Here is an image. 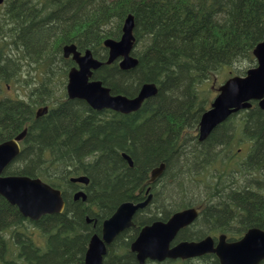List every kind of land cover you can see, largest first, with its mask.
I'll return each mask as SVG.
<instances>
[{"label":"trees","instance_id":"16d2710c","mask_svg":"<svg viewBox=\"0 0 264 264\" xmlns=\"http://www.w3.org/2000/svg\"><path fill=\"white\" fill-rule=\"evenodd\" d=\"M130 13L139 63L128 70L118 62L103 64L93 78L115 94L135 96L146 82L157 84L158 93L129 114L69 99L68 71L75 62L63 55V46L74 42L106 60L104 39L120 38ZM263 40L264 0H5L0 141L28 128L6 173L41 177L62 190L66 207L36 223L48 241L37 249L15 233L22 215L0 195V264L81 262L100 220L134 199L162 162L165 170L153 184L159 211L139 215L137 225L166 220L189 206L203 209L206 202L199 225L210 217L239 216L246 225H264V109L253 102L205 140L198 136L211 103L205 84L227 69V77L245 75L257 64L253 51ZM13 85L22 92L4 95ZM46 105L48 112L36 117V109ZM83 174L90 179L87 200H74L70 179ZM87 217L98 222L93 226ZM137 233L138 228L121 234L112 246H130ZM111 247L103 264H121L124 257L113 256ZM127 262L137 264L129 253Z\"/></svg>","mask_w":264,"mask_h":264},{"label":"water","instance_id":"95a60500","mask_svg":"<svg viewBox=\"0 0 264 264\" xmlns=\"http://www.w3.org/2000/svg\"><path fill=\"white\" fill-rule=\"evenodd\" d=\"M4 0H0V4ZM134 16L129 14L123 25L120 39L106 38L104 45L109 50L108 59L102 61L96 58L91 49L85 52L78 50L76 44H66L64 55L76 62L69 71L67 94L71 99L85 100L94 109L110 108L125 114L138 111L144 101L158 93L154 82L144 83L138 94L128 96L113 94L111 88L101 80L92 79L94 72L104 63L111 64L119 59L122 69H131L139 63L138 57L132 51L135 45ZM256 66L247 70L245 75L229 77L219 87V93L201 116L199 122V139L205 140L210 133L226 121L234 112L251 107L253 101H258L264 109V40L254 48ZM47 107L38 110V115L47 112ZM27 130L15 138L0 143V194L11 204L17 205L24 216L34 220L46 214L61 213L65 207L62 191L38 177L28 175H2L5 168L20 153L21 140ZM123 157L133 166V160L127 153ZM165 170V163L154 168L146 183L156 181ZM72 182L89 183L87 176L72 177ZM142 189V188H141ZM75 199H87V193L80 190ZM152 195L143 202L125 201L103 223L102 234H94L90 238L85 254L86 264H102L107 251V244L126 228L132 226L133 216L137 210L151 200ZM198 216L194 207L175 212L167 221L157 220L144 226L131 249L137 252L140 263L147 258L163 260L166 257L199 256L214 251L218 254L221 264H259L264 259V230L253 227L238 241H221L216 248L212 246V238L206 237L201 241L182 242L174 248L170 243L181 227L192 223Z\"/></svg>","mask_w":264,"mask_h":264},{"label":"flooded vegetation","instance_id":"af4514ba","mask_svg":"<svg viewBox=\"0 0 264 264\" xmlns=\"http://www.w3.org/2000/svg\"><path fill=\"white\" fill-rule=\"evenodd\" d=\"M20 88L17 89V93L22 92V90ZM17 93H16V96L18 95ZM16 96H14V97H16ZM35 116H36V114H35ZM41 116H43V115L36 116V117H41ZM26 135H27V133H26ZM26 135H25V137H26ZM16 136L17 135H15L13 138H15ZM0 142H2V141H0ZM162 163H164V162H162ZM263 169H264V163H263ZM156 181H154L153 183H149V184L144 183L142 186L139 187L134 199L126 200V201H133L135 203H138V202L145 201L147 198L150 197V195H152L151 200L148 202V204H146L141 209L137 210L136 213L134 214V216H133L134 224L132 226L126 228L125 230H123L121 233H119L115 237V239L111 243L107 244V251L103 257L102 264L104 263V260L106 259V255L108 254L109 248L113 245L115 240L121 234L126 233V232L133 230V229H136V228H138V233H139L140 229L144 225L152 223L153 221H155V220H153V221L147 222L143 225H137L136 218L139 215L149 216L152 211H159V204L155 202V199H154L155 193L153 190V184ZM75 184H76V187H75L76 190L81 189V187L85 185L82 183H75ZM85 187H83V188H85ZM207 205H208V202H206L205 207ZM212 205L213 206L216 205L215 201H213ZM219 205H221L220 202H219ZM182 209H184V208H182ZM182 209H178V210L173 211L170 214L169 218L175 212L182 210ZM203 209L198 207L199 213H198V216L195 218V220L192 223H190L184 227H181L178 230L175 237L172 239V241L170 243V248H174L182 242L201 241V240L205 239L206 237L212 238V246H213V248H216L221 241V237H223V240H225L226 242H232V241L239 240L250 228L257 227V228L264 230V225L257 226L256 223L255 224H249V225L244 224L243 223L244 218L240 217V216L239 217H232L231 219L228 218L226 221H224L222 218H215V217L209 216L210 218L207 219L208 220L207 222L205 221L206 219L204 218V221L206 222V224L199 225L197 223V221L200 218ZM238 213H241V212H238ZM21 215H22L23 219H20V221H18V224L14 225V228L16 229L15 233L16 234H22L26 238L30 239L31 244L36 248L40 247V246L44 247V245H47V242H48L47 238H45L44 234L41 235L42 231H41L40 227L38 225H36V223H38L40 219L37 221H33V220H31V218L26 217V216L24 217L23 214H21ZM206 218H208V216ZM105 219H107V218H105ZM105 219L100 220V227L97 228V229H100V231L95 232V233H98L100 236L102 234V227H103V223H104ZM86 221L88 223L94 222L93 226H95L96 223L98 222V219L97 218L93 219L91 217L90 218L87 217ZM255 221H256V219H255ZM138 233H137V236H138ZM137 236H135L134 240L136 239ZM132 242H131V244H132ZM131 244H130V246L127 244L124 245L123 248H120L121 250L119 249L118 245L112 246L111 248H112V252L114 254L113 256H119L120 255V258L124 257V259H122L121 264H128L127 258H128V253H129L130 256L132 257L134 263L136 262L137 264H142V263H140V261L137 257V252H134L131 250ZM85 254H86V252H85ZM76 264H86L85 263V256H84V259L81 260V262H77ZM143 264H221V262H220V258L218 257V254L214 251H210V252H207V253H205L203 255H199V256L166 257L163 260L147 258ZM259 264H264V259Z\"/></svg>","mask_w":264,"mask_h":264},{"label":"rangeland","instance_id":"374dc122","mask_svg":"<svg viewBox=\"0 0 264 264\" xmlns=\"http://www.w3.org/2000/svg\"><path fill=\"white\" fill-rule=\"evenodd\" d=\"M229 69L222 71L221 73H218L215 75L208 83L205 84L207 88H209L211 92V97L210 101L214 98V96L217 93L218 87L222 84V82L226 79L227 74H228ZM19 88V87H18ZM17 90L15 86L13 85L12 87L7 90L4 95H11V96H16Z\"/></svg>","mask_w":264,"mask_h":264},{"label":"bare ground","instance_id":"6f19581e","mask_svg":"<svg viewBox=\"0 0 264 264\" xmlns=\"http://www.w3.org/2000/svg\"><path fill=\"white\" fill-rule=\"evenodd\" d=\"M51 115H52V114H51ZM108 139H109V138H108ZM124 202H125V201H124ZM122 203H123V202H122ZM109 217H110V216H109ZM109 217H107V219H108ZM105 220H106V219H105ZM105 220H104V221H105Z\"/></svg>","mask_w":264,"mask_h":264}]
</instances>
